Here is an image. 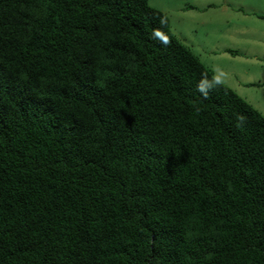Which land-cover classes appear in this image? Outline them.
I'll return each mask as SVG.
<instances>
[{
    "label": "trees",
    "instance_id": "obj_1",
    "mask_svg": "<svg viewBox=\"0 0 264 264\" xmlns=\"http://www.w3.org/2000/svg\"><path fill=\"white\" fill-rule=\"evenodd\" d=\"M213 75L150 0H0V264H264V114Z\"/></svg>",
    "mask_w": 264,
    "mask_h": 264
},
{
    "label": "crops",
    "instance_id": "obj_2",
    "mask_svg": "<svg viewBox=\"0 0 264 264\" xmlns=\"http://www.w3.org/2000/svg\"><path fill=\"white\" fill-rule=\"evenodd\" d=\"M150 4L169 15L181 42L200 58L205 53L214 74L213 61L214 67L220 59L243 63L228 86L264 114V0H150Z\"/></svg>",
    "mask_w": 264,
    "mask_h": 264
},
{
    "label": "rangeland",
    "instance_id": "obj_3",
    "mask_svg": "<svg viewBox=\"0 0 264 264\" xmlns=\"http://www.w3.org/2000/svg\"><path fill=\"white\" fill-rule=\"evenodd\" d=\"M204 51V50H203ZM205 53L203 54V57H199L200 59H201V61L206 65V67H208V64H207V62L205 61L206 59H205ZM245 58V57H244ZM212 59H217V56H213L212 57ZM246 59V58H245ZM243 62H246V60H244ZM213 63H214V61H213ZM213 63L210 65V66H212L213 67V69H214V71H215V74H216V76H217V78H219V79H221L222 80V82L224 83V84H226V85H229V84H231L232 83V80H233V78H234V74L233 73H237V71L239 70V68L237 67V65H242L243 63H237L236 64V62H230V61H228V60H224V59H220V61H219V66H216V67H214V65H213ZM228 63H230V64H235V65H232V68H229L226 64H228ZM246 63H249V66H251V65H253V64H251V61H249V62H246ZM245 65V64H244ZM248 66V67H249ZM209 68V67H208ZM246 68V67H245ZM217 70H219V71H217ZM249 70H251V71H253V69L252 68H250ZM249 70H247L248 72H250ZM222 73V74H221ZM237 76H235V78H236ZM239 81V79H236V81L233 83V84H235V86H236V82H238ZM233 84H232V86H233ZM256 98H258L259 96H255ZM261 99V98H260ZM262 101V100H261Z\"/></svg>",
    "mask_w": 264,
    "mask_h": 264
},
{
    "label": "clouds",
    "instance_id": "obj_4",
    "mask_svg": "<svg viewBox=\"0 0 264 264\" xmlns=\"http://www.w3.org/2000/svg\"><path fill=\"white\" fill-rule=\"evenodd\" d=\"M165 21H161V24H164ZM152 36L158 40L162 44L167 45L169 43V40L166 38V36L161 32L160 29H154ZM219 71V70H217ZM222 83V80L217 78V76L214 74L213 78L211 80H208L207 78L202 77L201 82L198 85V91L207 98L209 90H211L214 87L219 86ZM199 111V109H197ZM238 126H243V124L246 121V118L243 116H237Z\"/></svg>",
    "mask_w": 264,
    "mask_h": 264
}]
</instances>
